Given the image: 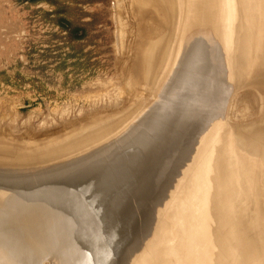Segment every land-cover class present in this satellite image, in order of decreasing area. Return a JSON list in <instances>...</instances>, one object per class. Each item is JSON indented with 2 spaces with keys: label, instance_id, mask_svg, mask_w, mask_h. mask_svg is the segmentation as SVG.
<instances>
[{
  "label": "rangeland",
  "instance_id": "1",
  "mask_svg": "<svg viewBox=\"0 0 264 264\" xmlns=\"http://www.w3.org/2000/svg\"><path fill=\"white\" fill-rule=\"evenodd\" d=\"M134 1L0 0V187L15 188L23 195L40 196L44 199L43 201L53 203L50 195L47 197L39 189L58 185L66 179L82 177L85 172L93 171L105 165L107 161H111L112 166L119 164V159L122 157L118 152L122 150L121 147L129 146L132 143L130 141L138 138L144 127L155 125L163 110V104L169 98L172 105L166 109L175 113L172 116L174 119H171L166 127L159 128L161 129L159 132L164 134L165 131H172L174 135L167 140L166 151H162L164 147H160L157 152L152 153L153 158L162 157L167 152L168 159L163 160V164L168 167L173 164L170 160L177 159V149L184 144L180 143V137L177 135L180 132V124L179 120L175 119L178 116L176 112L188 113L192 117L215 112L217 114L211 122L212 127L205 134L209 135L215 127H218V132L215 135L217 137H214L211 145L204 151L206 162L209 161L214 144L216 150L219 149V145L226 150L234 148L237 158L240 157V159L243 155L249 159H260L258 151L261 149L262 159L257 162L264 165V144L259 145L264 136V70L259 72L264 60V0L260 1L259 8L254 9L253 29H250L251 27L246 29V25L242 24L241 0H235L237 9L234 20L231 19V13L227 11V7L232 6V0H224L225 16L222 17L221 27L225 43L221 42L217 49L218 53L221 50L223 57L228 59L235 47L232 81L226 80L225 78L229 75L225 77V74L221 72L223 76L219 74L218 81L210 76L212 85L213 82L215 83L212 86L213 90L211 88V91H208L202 103L192 106L184 105L176 97H171L169 93L176 89L173 84L163 87L162 79L167 70L166 66L162 68L161 80L159 78L155 80L154 77L151 79L152 76L149 78L150 81L145 79V74L140 67L141 52H146L147 44L154 38H150L146 35L148 32L146 31L145 34V29H142L147 27L148 18H141V14L136 11ZM168 25L163 29L164 32H159V35L169 31L170 25ZM234 25L235 28L237 27L236 36ZM173 26H171L172 30L175 29ZM171 32L174 36L173 31ZM176 37L174 36V39ZM227 38L229 43L226 42ZM259 39L261 41L256 49V42ZM176 41L177 39L175 42L173 40V44L175 43L171 46L173 49H175ZM248 56H252V63L247 74L249 77L245 79L246 81L238 82V78L241 75L243 77L244 71L247 70L245 66H247ZM168 61L165 62L166 65ZM183 63L178 65L174 79H178L179 73L183 72ZM224 65L227 68L226 63ZM172 67L173 72L176 63ZM220 79L225 81L224 83H230L229 92L224 93L226 87ZM218 82L219 85H216ZM212 91L218 93L219 98L211 105L208 96L214 94ZM201 105L205 107L202 108ZM215 105L220 106L217 112ZM188 108L191 109L188 110ZM149 123L151 125H148ZM132 124L135 127L128 133ZM190 133L191 130L188 129L184 138L187 139ZM227 133L228 135L224 138ZM166 138L167 136L163 137V139ZM239 139L243 147L239 145ZM91 140L94 141L90 142ZM207 140L208 138L203 135L197 155L184 171L186 173L182 176L183 182L181 180L178 188L180 191L175 205L177 208L173 214L172 212L168 214L170 217L173 216L172 227L176 226L175 222L180 216L178 207L185 205V202L189 203L194 197L191 192L188 194L187 187L194 185L192 172L199 153L204 148L203 144ZM88 141L90 143L83 148L74 150ZM176 145L178 147H175ZM243 149L252 150L253 157L246 154ZM216 150L213 152L212 171L209 174L212 183ZM147 164L159 166L154 161ZM199 166L197 163L196 168ZM207 171L208 168L199 171L204 181L207 178ZM159 178L161 182H164L161 175ZM213 190L214 183L211 196ZM150 194L154 192L150 191ZM203 194L204 191L191 201L188 211L193 216L190 228L193 241L196 239L193 233L196 229L194 213L200 206ZM84 197H81L82 200ZM143 201L146 205L150 204L146 206L149 209L153 199L146 198ZM260 202L264 210V195ZM131 204L135 211L138 201L134 199ZM71 216L75 221L71 239L73 241L79 239L78 241L86 243V240L91 237L90 232L99 228L100 218L94 212L86 213V216L80 214ZM148 216L145 212L144 217L140 218L139 222L136 221L135 230L126 232L131 236L130 240L126 242L124 240L123 243L116 240L119 250L115 254L112 247L107 244L104 246L105 243H102V252L106 253L105 261L104 258L102 262L93 260L92 264H124L122 254L139 241L142 225L149 221ZM6 217L0 216V226L3 225ZM12 219L14 220L13 217ZM84 219L90 228L81 235L77 228H83V223L81 225L78 222ZM209 221L210 230H212L215 223L211 218ZM6 226L13 228V226ZM4 233L9 232H0L1 235ZM11 233L7 236H11ZM179 237L180 241H184L182 239L184 235L180 234ZM178 239L175 237L174 241ZM191 242L190 240L189 244ZM172 244L175 245L170 247L177 245L173 242ZM192 249L193 244L190 246V251ZM217 253L218 247L213 244L212 259L208 264H216ZM107 254L110 255L107 257ZM175 254L168 253L169 256ZM171 256L169 258L173 257ZM185 257L183 254L178 262L173 261L170 264H179ZM60 260L69 264L71 256L59 258L58 263L51 253L45 258L33 260L32 263L61 264ZM75 262L77 263V260Z\"/></svg>",
  "mask_w": 264,
  "mask_h": 264
},
{
  "label": "water",
  "instance_id": "2",
  "mask_svg": "<svg viewBox=\"0 0 264 264\" xmlns=\"http://www.w3.org/2000/svg\"><path fill=\"white\" fill-rule=\"evenodd\" d=\"M197 37L199 36H196L195 38ZM259 41H261V39L256 42L258 45L260 44ZM234 49L232 50L233 52ZM184 58L185 56L183 53L178 64L180 65L181 62L184 61V66L182 68L183 72H181L180 77L176 79L178 85L176 84V86H174L175 83H173V87H176V89H173L172 93L169 94H171V97H176L184 105L187 104L188 106H191L204 101V98H206V95L208 94L206 91L212 85V81L210 79L211 75H209V77L207 76L206 79L204 78L205 88H203L204 91L200 94H203L201 101L198 100V98L193 99V97H196L195 92L193 93L195 90L193 88L186 90L183 78L180 79L186 68ZM205 62L206 61L202 60L198 67H200V69L203 65L210 67L207 65V62L205 65ZM178 65L176 66L175 71L177 70ZM227 83H225V86ZM170 85L172 86V81H170L166 87H169ZM211 88L213 90V87ZM165 103L168 104L166 107L168 109L169 106L172 105L170 98ZM190 109L191 108H188V110ZM215 109L217 112L220 110V106L215 105ZM167 113L168 115H166ZM174 114V112H170L169 110L168 112L162 110L157 122L155 121L156 123L154 126L149 123L148 125L151 126L144 127V130L142 129L143 131L138 138L130 141V143H132L129 144V146L123 145L121 147L122 150L118 152L122 157L119 159V164L112 166L110 164L111 161H107L105 165L97 167L93 171L85 172L82 177L80 176L78 178L77 176L72 180L66 179L65 182L58 185L39 189V191L43 192L47 197L50 195L51 200L54 201L53 203L43 201L44 199L40 196L33 197L23 195L15 188L10 189L8 186H6V188L0 187V216H7L3 225L0 226V232H13L9 237L7 234L10 233L0 234V250L5 257V260L10 262V264H33V260L45 258L53 253V257L56 258L58 263L59 258H68L69 256H71L69 264H92L93 260H100L102 262V259L106 254L105 251L104 253L102 252V243H105L104 246L107 244V246L109 245L112 247L115 254L119 250L118 242L123 243L124 240L125 242L130 240L131 236L126 234V232L134 231L136 228V221L139 222L140 218L144 217V213L147 212V215H149V221L144 222L142 225L143 227L141 229L142 231L139 241H136L129 251H125V253L122 254L124 264H136L138 256L147 246H149L148 243L152 237H154L159 225L166 227L167 229L168 227L171 228L173 216H167L164 212L166 208L165 206L170 197L175 191H177L178 180L181 176L185 175L186 172H184V170L186 169L187 164H191L197 155V151L202 144H200L201 138L204 135L198 134L193 140H191L194 134L193 126H196L205 120L206 126L204 133H206L212 127L210 126L211 122L217 113H207L205 116L201 115L192 117L191 115L189 116L188 113L179 114L176 112L178 116H176L175 119L178 118L179 120V128H183V125L185 128L183 133L180 130L177 135L180 137V143L185 146L183 145L177 149V159L174 158V160H170L173 164L168 167L163 164V162L168 159V154L166 155L167 152L164 156L159 158H153V152H157L160 147H164L162 151H166L167 142L164 146L159 140L163 139L164 136H167V138L164 139L167 141L172 138L174 134L172 131H165L168 133L162 134V132H159L161 130L159 128H162L163 126L165 127L171 119H174V117H172ZM182 118H184V122H181ZM134 127L135 125L132 124V126L129 127L128 133ZM155 129L159 130L155 131ZM188 129L191 130V133L186 139L184 136ZM213 131H216L215 134H217L218 127H215ZM212 135H214V133ZM238 143L242 146L240 139ZM175 147L178 146L176 145ZM214 150L216 149H214L213 144L209 155V161L205 164L208 168L206 178L207 184L205 185L203 199L201 200V206L206 210V214H208L207 227L210 236V248L213 244L218 245L215 238V229L216 226H218L215 219V207L217 201L216 191L220 192V204L228 196L229 198L231 197L230 202H236L240 198L242 191V189L236 185L233 178L227 181L226 185L220 182L217 183V160H215V174L213 176L214 190L211 196L213 183L209 174L212 171L211 166ZM246 150L249 151L248 149ZM216 151V159H218V154H220L225 158V161L222 164L226 163V160L229 161V159L232 160L233 163L237 162L236 166L238 170L239 161L242 163V159H240V157L237 158L234 148H230L229 153V149L226 150L223 146L219 147V149L217 148ZM150 161L157 162L159 166L156 167L155 165L150 164L148 166L147 163ZM226 164L230 171L233 169L234 174L237 176L236 182L239 185L238 182L243 181L242 176L235 170L234 166H231L232 163ZM86 174L90 175V177ZM228 174L230 173L228 172ZM160 175L164 182H161V179L159 178ZM153 181L155 182L153 183ZM227 188L232 189V194H225L224 191ZM150 191H153L154 194H150ZM83 196H85V200H82L81 197ZM146 198L148 200L153 199L149 209H147L146 206L150 204L146 205L143 201ZM134 199L138 201L135 211L134 206L131 204V201L133 202ZM90 212H94V214L100 218L101 223L98 224L99 228L90 232L91 237L86 240V243L85 241H78L79 239L73 241L71 239V234L74 231L73 224L75 221L71 218V215L80 214L81 216H86V213L90 214ZM210 218L214 220L215 223L212 230H210ZM78 223H81V225L83 223V228H77L79 229L77 231L81 232V235L84 234V232L89 231L90 225L85 219ZM6 225L13 226V228L7 227ZM230 239L231 238L227 235L225 242ZM116 240L118 242H116ZM87 249L90 252L87 251ZM108 255L110 254H107V257ZM211 256L208 263L212 259ZM76 260L77 263H74ZM103 260L105 261V258ZM173 261H175V259L170 261L169 264ZM60 262L61 264H68V262L64 260H60Z\"/></svg>",
  "mask_w": 264,
  "mask_h": 264
},
{
  "label": "bare ground",
  "instance_id": "3",
  "mask_svg": "<svg viewBox=\"0 0 264 264\" xmlns=\"http://www.w3.org/2000/svg\"><path fill=\"white\" fill-rule=\"evenodd\" d=\"M260 1L261 0H241L240 7L243 14L242 24L246 25L247 27L246 29H248V27H251L250 29H253L254 27V25H252V23L254 22L253 13L255 8L260 7L259 6ZM134 2H135L134 5H136V9H137L135 10L139 14H141L142 16L141 18L143 19L148 18L146 20L147 27H145L146 25H144L145 28L142 29H145V34L146 31L148 32V34L146 35H149L150 38H154V39H150L151 41H149V44H147L146 46L147 48H145L146 52L145 51H144L145 53L141 52L142 54L140 57V61H141L140 67L145 74V76L143 75L145 79L149 80L150 76H152L151 79L154 77L155 80H157L158 78L161 80L160 76H161L162 68L166 66L167 70L166 73H164V78L162 79L163 87L168 86L170 81H172V84L175 83L174 86H176L177 81L176 79L173 78L175 70H173L172 72V68H173L172 66L175 63L177 65L179 64L181 56L184 53L186 68L180 79L183 78L184 85H186L185 87L186 90L189 88L190 89L193 88L195 90L193 91V93L195 92L196 97H193V99L198 98V100L201 101L203 94L202 95L200 94L204 91L203 88H205L204 78L206 79L207 76L209 75H211L212 78L215 77L214 80L218 81L219 79L218 75L221 72L223 75L225 74V77L229 75L228 78L227 77L225 78L226 80L229 79V81H232V73L235 68V54H234L235 49L234 52L232 51V55L229 56L228 59L223 57L222 54L223 52L221 53V50L219 51L220 53L219 54L217 49V47L221 42L223 44L225 43V39L222 37V27H221L222 17L225 16V10L223 9V3L225 2L224 0H135ZM236 9L237 8L235 5V0H232V6L227 7L228 13H231L232 20L235 19ZM168 24L170 25V29L172 28L171 26L173 25L175 26V27L173 26L175 29L173 30L168 29L169 31H167L165 34L159 35L160 31L164 32L163 29H165V27H167ZM238 27L240 29V25ZM234 29L236 30L235 31V36H236L237 27L235 28V25H234ZM171 31H173L174 36H177L175 38L177 39L175 49L171 47L172 45L175 44V43L173 44V40L175 42V39L174 36H172ZM175 32L177 35L175 34ZM149 36L146 37L149 38ZM196 36L199 37L195 38ZM200 37L201 38L203 37V39H201ZM225 37L227 36L225 35ZM215 38H217V40ZM226 42L229 43V38L226 39ZM257 46L258 43L256 45V48ZM249 53L251 54V52ZM202 60L206 61L207 65L210 67H206L203 65L200 69V67L198 66L199 63L201 64ZM246 60H247V66L244 65L245 68L247 67L246 68L247 70L244 69L245 77L244 76L242 77L241 75L238 78V82L246 81L249 77V76L247 77V74H248L249 66L252 63V56H248ZM167 61L168 64L166 65ZM219 63L221 65H219ZM225 63L227 65V68L224 65ZM244 63L246 64V62ZM263 70H264V60L259 72H262ZM179 77H180V73H179ZM224 82L222 81L223 85L225 84ZM214 84L215 83L213 82V85ZM213 85H211V87ZM216 85H219V82ZM230 86H231L230 83H227V85L225 86L227 92H229V90L231 89ZM211 87H209L206 92H208ZM226 90H224V93H226ZM220 93L221 94L223 93V89L220 90ZM208 97L211 100L210 102L212 105V102L215 103L216 102L215 100L219 98V95L218 93H214L212 96L210 94ZM167 101L168 99L166 100V102ZM167 105L168 104L165 103L163 107V110L166 112H168V110L166 109ZM201 107L204 108L205 106L203 107L201 105ZM181 122H184V118L181 119ZM205 126H206L205 120H203L202 123L193 126L194 134L192 132L193 137L191 140H193L198 134H204L206 136V134L204 133ZM180 130L182 131V133L184 132L185 130L184 125L183 128H180ZM164 133H168V132H164ZM212 134L213 131L206 136L208 140L203 144L204 148L202 149V151H200L197 159L198 160L197 163L200 166L196 168L197 166L196 163V166L194 167V170L192 172V174H194V181H192L194 185H189L187 187V192L188 194L189 192L192 193L191 195L194 196L193 199H195L200 194H202L205 188L206 180L204 181V178L201 177L199 171L207 169V167L205 166L207 162L204 151L208 146L211 145L212 141L215 139L214 137H217L215 136L216 135L215 133L214 135ZM226 135H228V133L224 135L225 137L224 136L222 137L226 138ZM92 141L94 140H91L90 142ZM159 141H161L162 145L164 146L166 145L167 142L166 140L160 139ZM90 142L88 141L84 143V145H81L79 148L74 150L81 149L83 148V146L87 145ZM263 144H264V136L261 138L259 142V145H263ZM219 147L221 146L219 145ZM244 151L246 152V154H249V156L253 157L254 152L252 150L247 151L246 149H244ZM229 152H230V148L228 153ZM262 155L263 153L260 149L258 151V157L262 159ZM260 159L257 160L255 158L249 159L247 158V156L243 155L242 163L239 161L238 170L236 166L237 162L233 163L232 160L230 159L229 161L226 160V163H232L231 166H234L235 170L238 171V173L244 179L243 180L244 182L239 181L238 182L239 185H238L236 182L237 176L234 174L233 169H231L230 171L226 163L222 164L225 161V158H223L220 154H218V159H216L217 160L216 171L218 172L217 180H216L217 183L220 182L226 185V182L233 178L236 185L239 188H241L242 191L240 198L236 202H230L231 197L229 198L228 196L225 200H223L221 204L219 203V198L221 197L220 192L216 191L217 201L215 207L216 210L215 219H216V223H218V226H216L215 229V238L218 244L217 245L218 253L216 254V261H215L216 264H264V210H263V206L259 204L261 203L260 201H262V196L264 195V165L258 164V162H260ZM19 164L24 165L29 163H19ZM228 172L230 174H228ZM181 180L183 182L182 176L178 180V188L180 186ZM179 191L177 189V191L174 192V194L170 197L167 205L165 206L166 208L164 212L167 214V216L170 212H172L173 214L175 208H177V206L175 205L178 200ZM224 192L226 195H230L232 194L233 191L231 188H227L225 189ZM187 197L189 198V196ZM258 198H259L258 200L259 202L257 201ZM193 199H191V201ZM191 201L189 203L187 202V204L185 202V205L180 204L181 206L178 207V210L180 211V216L177 218V222H175L176 224L175 227H172L173 224H171V228L168 227L167 229L166 227L159 225L154 237H152V239L148 243L149 246H147L144 249V251L138 256L136 264H169V262L172 261L173 259H175V261H179L183 254L186 257L183 260H181L179 264H208V260L211 256L210 236L207 227L208 214H206V210L202 208L200 202L199 208L196 209L194 213L196 229L194 230L193 233L196 239H194L193 241L192 233L190 231L193 216L192 213L189 214L188 212L190 209ZM182 203L184 204V201H182ZM178 232L181 234V236L184 235V238L182 237L184 241L183 240H181L182 242L180 241L181 237H179L180 234ZM173 233L175 236L173 235ZM176 234L180 239H178ZM225 235L226 236L228 235L231 238L229 241L227 240V242H225V238H226ZM172 236L174 238L176 237L178 241H180L179 244H177L178 243L177 240L174 241V238ZM190 240L192 241L191 244H193V249L191 251H190L191 244H189ZM172 242L176 243L177 245L174 247H170V245L171 246L175 245L172 244ZM167 250L169 254L177 253L175 254L177 256L175 257V255L174 256L172 255L173 256L172 257L170 255L172 258H169L170 256L168 255V253H166ZM0 264H10V262L5 260V257L1 250H0Z\"/></svg>",
  "mask_w": 264,
  "mask_h": 264
},
{
  "label": "trees",
  "instance_id": "4",
  "mask_svg": "<svg viewBox=\"0 0 264 264\" xmlns=\"http://www.w3.org/2000/svg\"><path fill=\"white\" fill-rule=\"evenodd\" d=\"M22 1H34V0H22ZM77 30V29H76Z\"/></svg>",
  "mask_w": 264,
  "mask_h": 264
}]
</instances>
